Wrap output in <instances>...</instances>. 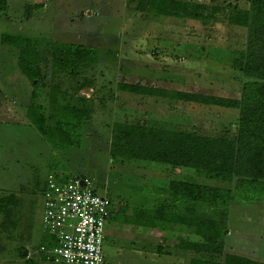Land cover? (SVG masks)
<instances>
[{
	"label": "rangeland",
	"instance_id": "1",
	"mask_svg": "<svg viewBox=\"0 0 264 264\" xmlns=\"http://www.w3.org/2000/svg\"><path fill=\"white\" fill-rule=\"evenodd\" d=\"M3 32L44 43L87 46L100 53L98 62L76 77L52 79L62 93L57 103L61 111L77 97L94 95L86 125L71 134L72 143H61L57 135L54 142L41 135L27 119L32 87L17 68L16 51L0 45V200L10 195L17 200L8 218L0 210V264H52L38 251L50 238L42 224L44 186L56 176L89 178L94 191L112 201V210L127 205L107 222L105 264H188V253L159 247L165 233L136 226L130 221L132 212L153 205L173 179L225 185L196 177L190 170L112 160L111 127L116 122L145 124L214 136L223 125L235 123L238 112L130 95L119 92L117 84L236 97L240 74L230 63L246 30L147 14L137 0H7L6 10L0 12ZM39 50L46 77L34 103L48 116L51 58L44 45ZM85 80L92 83L93 93L79 88ZM258 193L252 202L239 199L228 207L224 251L264 263V194Z\"/></svg>",
	"mask_w": 264,
	"mask_h": 264
},
{
	"label": "trees",
	"instance_id": "2",
	"mask_svg": "<svg viewBox=\"0 0 264 264\" xmlns=\"http://www.w3.org/2000/svg\"><path fill=\"white\" fill-rule=\"evenodd\" d=\"M137 1L147 14L199 22L204 26L223 24L238 27L246 30V38L242 47L234 50L230 63L231 69L240 74L241 88L236 97L118 82L117 90L130 95L238 112L236 122L223 125V130L214 136L193 129L166 130L145 124L113 123L109 144L112 160L143 161L158 168L168 166L190 170L196 177L225 185L170 180L165 190L159 191L153 205L133 210L130 221L138 227L163 231L165 234L159 247L188 253V264H264L224 251L228 207L239 199L252 202L255 199L253 195L258 192V196L264 194V0ZM6 8L7 0H0V12ZM29 9V6L25 7V18L29 17ZM0 45L16 51L17 68L32 87L31 104L27 110V119L31 125L53 142L54 135H57L61 143L64 140L72 143L71 134L87 123L93 111L94 95L81 98L76 96L75 103L66 104L61 111L57 103L62 93L57 91L58 87L52 79L59 75L73 78L80 71L91 68L98 62L100 50L59 42L44 43L39 38L8 32L0 34ZM41 45L48 49L51 58L48 116L41 113V105L34 103L37 89L46 77L40 69L43 63L39 50ZM107 55L113 57L116 54ZM81 83L79 88L90 89L93 93L91 82L85 80ZM78 104L83 108L78 107ZM231 130L233 133L229 134ZM53 178L59 183L86 179H66L62 176ZM16 202L13 195L0 200V210L6 218ZM126 206L124 204L114 211L111 201L108 220ZM53 246L49 238L42 242L40 248L50 249ZM40 248L38 252L45 259Z\"/></svg>",
	"mask_w": 264,
	"mask_h": 264
},
{
	"label": "built area",
	"instance_id": "3",
	"mask_svg": "<svg viewBox=\"0 0 264 264\" xmlns=\"http://www.w3.org/2000/svg\"><path fill=\"white\" fill-rule=\"evenodd\" d=\"M42 224L54 246L40 248L52 264H105L102 250L111 201L90 179L59 183L47 179Z\"/></svg>",
	"mask_w": 264,
	"mask_h": 264
},
{
	"label": "crops",
	"instance_id": "4",
	"mask_svg": "<svg viewBox=\"0 0 264 264\" xmlns=\"http://www.w3.org/2000/svg\"><path fill=\"white\" fill-rule=\"evenodd\" d=\"M109 223V222H108ZM106 228H107V225H106V227H105V231H106Z\"/></svg>",
	"mask_w": 264,
	"mask_h": 264
},
{
	"label": "water",
	"instance_id": "5",
	"mask_svg": "<svg viewBox=\"0 0 264 264\" xmlns=\"http://www.w3.org/2000/svg\"><path fill=\"white\" fill-rule=\"evenodd\" d=\"M24 255H26V251L24 252Z\"/></svg>",
	"mask_w": 264,
	"mask_h": 264
}]
</instances>
